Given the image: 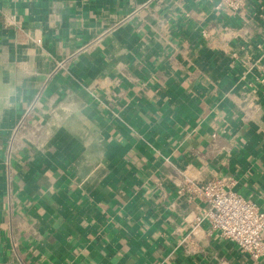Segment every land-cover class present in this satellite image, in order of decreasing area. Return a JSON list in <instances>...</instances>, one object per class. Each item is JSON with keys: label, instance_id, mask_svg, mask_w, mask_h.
Returning a JSON list of instances; mask_svg holds the SVG:
<instances>
[{"label": "crops", "instance_id": "obj_1", "mask_svg": "<svg viewBox=\"0 0 264 264\" xmlns=\"http://www.w3.org/2000/svg\"><path fill=\"white\" fill-rule=\"evenodd\" d=\"M217 2L0 0V264H264L187 187L264 211V0Z\"/></svg>", "mask_w": 264, "mask_h": 264}, {"label": "built area", "instance_id": "obj_2", "mask_svg": "<svg viewBox=\"0 0 264 264\" xmlns=\"http://www.w3.org/2000/svg\"><path fill=\"white\" fill-rule=\"evenodd\" d=\"M248 1L218 0L217 7H228L241 14ZM23 125L21 121L16 130ZM234 183L232 178L225 177L187 185L194 196L207 204L203 214L196 217V224L206 223L209 233L216 232L222 239L235 243L241 253L252 259L261 258L264 256V211L234 190Z\"/></svg>", "mask_w": 264, "mask_h": 264}]
</instances>
